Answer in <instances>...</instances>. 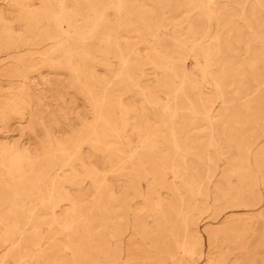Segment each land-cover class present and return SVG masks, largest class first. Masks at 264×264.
Masks as SVG:
<instances>
[{"label": "rangeland", "instance_id": "374dc122", "mask_svg": "<svg viewBox=\"0 0 264 264\" xmlns=\"http://www.w3.org/2000/svg\"><path fill=\"white\" fill-rule=\"evenodd\" d=\"M0 264H264V0H0Z\"/></svg>", "mask_w": 264, "mask_h": 264}]
</instances>
